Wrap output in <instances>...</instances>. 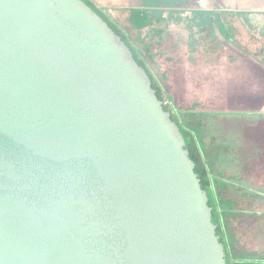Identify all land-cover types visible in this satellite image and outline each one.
I'll return each instance as SVG.
<instances>
[{
  "label": "water",
  "instance_id": "95a60500",
  "mask_svg": "<svg viewBox=\"0 0 264 264\" xmlns=\"http://www.w3.org/2000/svg\"><path fill=\"white\" fill-rule=\"evenodd\" d=\"M180 127L83 0H0V264H227Z\"/></svg>",
  "mask_w": 264,
  "mask_h": 264
},
{
  "label": "rangeland",
  "instance_id": "374dc122",
  "mask_svg": "<svg viewBox=\"0 0 264 264\" xmlns=\"http://www.w3.org/2000/svg\"><path fill=\"white\" fill-rule=\"evenodd\" d=\"M91 2L137 46L155 43L149 67L166 103L204 118L213 178L230 183L242 208L258 213L236 221L239 247L264 257V0ZM132 9L150 10L152 28H132Z\"/></svg>",
  "mask_w": 264,
  "mask_h": 264
},
{
  "label": "trees",
  "instance_id": "16d2710c",
  "mask_svg": "<svg viewBox=\"0 0 264 264\" xmlns=\"http://www.w3.org/2000/svg\"><path fill=\"white\" fill-rule=\"evenodd\" d=\"M83 1L128 44L139 65L147 70L158 98L165 102V110L171 112L173 121L180 127L186 141V149L190 152V158L195 162V171L201 180L202 188L207 192L209 205L213 210V222L217 225V234L225 246L227 264H264V257H259L255 253L239 247L235 228L236 221L245 222L249 218L258 216V213L242 208L240 200L235 195L236 191L230 183L213 178L214 162L211 159L213 153L205 141L207 129L204 118L198 117L199 115L191 117L188 114L189 111H178L171 104L166 103L163 88L149 67V62L155 58V54L152 52L155 43H145L142 40L143 46H137L103 10L99 9L91 0ZM129 22L131 27L141 34L143 30L152 28V12L148 9H132L129 14ZM221 30L223 31L221 32ZM220 32L227 35L228 29L225 25L220 26Z\"/></svg>",
  "mask_w": 264,
  "mask_h": 264
},
{
  "label": "crops",
  "instance_id": "0c3cea01",
  "mask_svg": "<svg viewBox=\"0 0 264 264\" xmlns=\"http://www.w3.org/2000/svg\"><path fill=\"white\" fill-rule=\"evenodd\" d=\"M263 102H264V101H263ZM263 104H264V103H263ZM220 113H222V112H220ZM211 159H212V161L214 162V168L212 169V175L214 176V175H215L214 169H215V165H216V163H215V161H214V159H213V154H212ZM222 180H223V179H222ZM236 181H237V180H236ZM234 191H236V190H234ZM238 195H240V192L236 191V196H238ZM243 195H244V191L241 192V197H244Z\"/></svg>",
  "mask_w": 264,
  "mask_h": 264
}]
</instances>
